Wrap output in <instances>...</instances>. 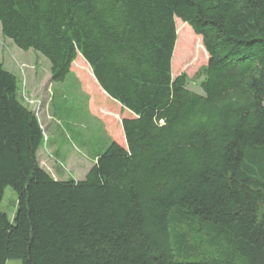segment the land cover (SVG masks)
Wrapping results in <instances>:
<instances>
[{
  "label": "trees",
  "instance_id": "1",
  "mask_svg": "<svg viewBox=\"0 0 264 264\" xmlns=\"http://www.w3.org/2000/svg\"><path fill=\"white\" fill-rule=\"evenodd\" d=\"M0 29L117 108L83 179L55 178L0 65V264H264V0H0ZM205 59L201 94L173 75Z\"/></svg>",
  "mask_w": 264,
  "mask_h": 264
},
{
  "label": "rangeland",
  "instance_id": "2",
  "mask_svg": "<svg viewBox=\"0 0 264 264\" xmlns=\"http://www.w3.org/2000/svg\"><path fill=\"white\" fill-rule=\"evenodd\" d=\"M205 63L206 59L195 65H176L173 75L186 73L190 78L188 88L201 94V77L193 78ZM0 65L16 76L20 99L38 113L46 136L38 154L40 165L55 178L83 179L94 158L109 143L104 110L115 112L116 104L88 94L75 71L64 81H50L49 64L44 57L32 49L16 47L1 35V29ZM15 208L16 195L6 187L0 210L11 219ZM6 264L21 262L10 260Z\"/></svg>",
  "mask_w": 264,
  "mask_h": 264
},
{
  "label": "built area",
  "instance_id": "3",
  "mask_svg": "<svg viewBox=\"0 0 264 264\" xmlns=\"http://www.w3.org/2000/svg\"><path fill=\"white\" fill-rule=\"evenodd\" d=\"M27 99L24 97V100ZM24 103L26 104V101H24ZM37 116H38V113L37 112H34ZM39 117V116H38Z\"/></svg>",
  "mask_w": 264,
  "mask_h": 264
},
{
  "label": "crops",
  "instance_id": "4",
  "mask_svg": "<svg viewBox=\"0 0 264 264\" xmlns=\"http://www.w3.org/2000/svg\"><path fill=\"white\" fill-rule=\"evenodd\" d=\"M88 170H89V169H88ZM86 173H87V172H86ZM86 173H85V174H86ZM85 174H84V176H85Z\"/></svg>",
  "mask_w": 264,
  "mask_h": 264
}]
</instances>
